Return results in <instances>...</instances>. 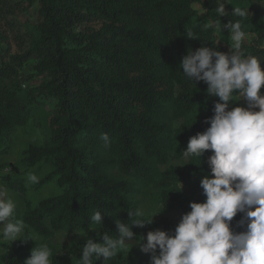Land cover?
Wrapping results in <instances>:
<instances>
[{
	"label": "trees",
	"instance_id": "obj_1",
	"mask_svg": "<svg viewBox=\"0 0 264 264\" xmlns=\"http://www.w3.org/2000/svg\"><path fill=\"white\" fill-rule=\"evenodd\" d=\"M27 1L38 5L40 21L24 57L36 60L37 74L44 78L36 92L57 101L58 115L51 120L50 140L29 145L23 162L28 168L51 167L40 184L55 181L59 193L32 203L23 177L6 176L4 182L25 203L15 219L47 243L50 264H81L87 239L99 243L97 233L117 235L115 221L130 223L128 212L141 210L142 197L183 215L191 211L192 202L205 201L200 181L211 174L207 160L213 153L185 158L182 151L191 137L210 127L205 120L220 101L207 94L204 82L189 80L180 63L189 49L218 50L217 20H240L246 35L257 38L256 46L244 47V53L264 56V14L257 7L264 0H245L241 8L249 10L246 18L218 16L217 0L206 2L203 12L193 8L198 0ZM9 71L0 68V146L32 122L30 112L18 106L16 91L4 84ZM237 96L234 93L233 99ZM176 121H181L178 127L172 125ZM102 133L108 134L109 146L101 140ZM171 159L186 164L172 165ZM96 211L103 224L91 221ZM243 215L238 213L231 222L236 232L245 230L239 226ZM139 219L148 222L152 217L144 213ZM178 224L161 218L144 228L133 227L131 244L139 245L142 238L147 243V233L156 229L174 234ZM62 234L84 237L61 255L52 241ZM35 247L30 238L0 241V264H24ZM93 264L105 260L94 257ZM106 264L150 260L125 247Z\"/></svg>",
	"mask_w": 264,
	"mask_h": 264
},
{
	"label": "clouds",
	"instance_id": "obj_2",
	"mask_svg": "<svg viewBox=\"0 0 264 264\" xmlns=\"http://www.w3.org/2000/svg\"><path fill=\"white\" fill-rule=\"evenodd\" d=\"M225 3L226 0H217L218 16L247 17L248 9L234 7L228 13ZM216 24L229 32L233 42L230 53L206 46L189 49L180 63L189 80L204 82L207 94L220 101L212 109L213 116L205 120L210 127L191 137L187 150L182 151L185 158L202 157L212 151L207 160L211 174L200 181L206 199L190 204L191 211L182 216L174 234L156 229L147 233V243L142 238L139 247L143 253L151 254L150 264H264V68L259 57L246 55L242 50L246 33L240 20L231 19L227 24L217 20ZM186 35L191 37L192 33ZM234 93L240 97L238 101H247V107L229 110ZM100 138L109 146L107 133ZM27 179L38 182L35 174L30 173ZM4 197L5 191L0 188V241L12 244L23 240L26 233L34 240L25 231L24 221L15 219L13 200ZM238 213L244 214L239 221V226L245 228L242 232L231 227ZM128 214L130 223L115 221L117 235L97 233L102 241L99 243L91 237L87 239L81 264H93V258L101 256L106 264L135 241L133 227L144 228L153 223L154 216L148 222L139 219L144 215L139 208ZM90 219L103 224L100 211ZM51 255L48 245L36 244L24 264H50Z\"/></svg>",
	"mask_w": 264,
	"mask_h": 264
},
{
	"label": "rangeland",
	"instance_id": "obj_3",
	"mask_svg": "<svg viewBox=\"0 0 264 264\" xmlns=\"http://www.w3.org/2000/svg\"><path fill=\"white\" fill-rule=\"evenodd\" d=\"M209 0H198L193 8L203 12V5ZM245 0H226V8L244 7ZM258 10L264 14V3L257 6ZM39 7L37 4L29 5L27 0H5L0 2V68L8 67L9 73L5 77L4 84L11 90L16 91L18 97V106L26 108L32 117V122L28 126L16 129L9 142L0 146V188L5 191V199H12L16 205L15 214L24 211L25 203L19 195L12 191L4 182V177L10 176L23 177L27 188L28 199L32 203H37L49 196L59 193V188L55 181L45 182L47 176L53 171L51 167L42 166L35 168L26 167L23 162V152L29 145H42L52 137L51 120L58 115L57 101L47 97H41L36 89L42 84L44 78L37 74L35 69L36 60L34 58L24 57L28 50L30 40L38 32L36 27L39 23ZM2 35L5 36L3 40ZM257 38L252 35H246L242 41V50L244 47L250 48L256 46ZM229 33L225 34L220 27L215 25V44L220 51H231ZM264 50V45L262 47ZM244 51V50H243ZM262 61L261 67L264 68V56H259ZM264 95V88L261 89ZM239 96L233 99L229 110L235 107H247V101L241 100ZM258 111V109H256ZM181 121L172 122L174 127H178ZM170 164L184 166L183 161L177 162L171 159ZM35 174L38 182L28 181L29 174ZM141 210L155 221L161 218H167L173 222H180L183 213L181 211L166 212L163 206L156 205L152 199L142 197ZM156 215V216H155ZM35 240L34 243L39 245L46 244L41 238L30 232ZM84 234H62L54 239L53 245L56 251L61 255L68 253L69 246L76 240H80ZM28 239L25 234L23 240ZM20 240V241H23ZM4 243L11 244L9 241ZM127 251L133 250L139 258L147 257L151 259V254H145L140 250L138 244H128Z\"/></svg>",
	"mask_w": 264,
	"mask_h": 264
}]
</instances>
